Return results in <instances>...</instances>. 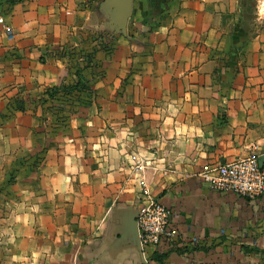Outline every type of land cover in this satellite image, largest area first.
<instances>
[{"label":"crops","instance_id":"obj_1","mask_svg":"<svg viewBox=\"0 0 264 264\" xmlns=\"http://www.w3.org/2000/svg\"><path fill=\"white\" fill-rule=\"evenodd\" d=\"M250 11L0 0L14 28L0 37V264H264V194L203 177L264 166V12ZM78 75L88 90L49 95ZM144 185L172 210L163 249L139 241Z\"/></svg>","mask_w":264,"mask_h":264},{"label":"built area","instance_id":"obj_2","mask_svg":"<svg viewBox=\"0 0 264 264\" xmlns=\"http://www.w3.org/2000/svg\"><path fill=\"white\" fill-rule=\"evenodd\" d=\"M13 33V26L0 13V37ZM203 177L217 191L233 192L249 199L264 194V166L255 155L223 163L204 172ZM141 194L144 201L136 216L140 244L163 249L177 233L172 222V210L159 197L152 195L146 185L142 186Z\"/></svg>","mask_w":264,"mask_h":264},{"label":"trees","instance_id":"obj_3","mask_svg":"<svg viewBox=\"0 0 264 264\" xmlns=\"http://www.w3.org/2000/svg\"><path fill=\"white\" fill-rule=\"evenodd\" d=\"M67 51V50H66ZM66 51H64L66 53ZM78 82H76V84H74L73 86H59V87H55V88H52V89H49L48 90V93L51 97H54V95L59 92L61 89H63L66 93L68 94H72L71 90L72 89H85V90H88V86L86 84V82L83 80V76L81 75H78ZM17 109H23V107L21 106V102L20 101H16V107Z\"/></svg>","mask_w":264,"mask_h":264},{"label":"rangeland","instance_id":"obj_4","mask_svg":"<svg viewBox=\"0 0 264 264\" xmlns=\"http://www.w3.org/2000/svg\"><path fill=\"white\" fill-rule=\"evenodd\" d=\"M248 6L250 7V9H252V12H256V11H261L264 12V0H246ZM75 95V94H73Z\"/></svg>","mask_w":264,"mask_h":264}]
</instances>
